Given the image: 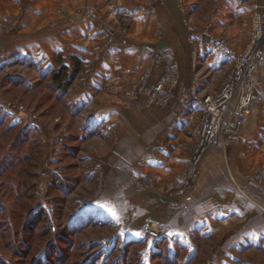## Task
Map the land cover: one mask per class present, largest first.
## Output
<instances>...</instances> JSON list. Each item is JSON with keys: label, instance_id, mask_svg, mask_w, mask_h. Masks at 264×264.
Segmentation results:
<instances>
[{"label": "crops", "instance_id": "obj_1", "mask_svg": "<svg viewBox=\"0 0 264 264\" xmlns=\"http://www.w3.org/2000/svg\"><path fill=\"white\" fill-rule=\"evenodd\" d=\"M263 1L218 0L209 17L213 32L228 38L233 48L245 49L251 18L264 15ZM145 2L140 8L129 7L128 43L121 45L122 37L117 36L108 57L101 58L91 45L94 38L105 35L111 16L104 9L98 11L93 0H0V23L9 17L14 22L7 30L0 27V66L31 63L44 72L52 68L59 49L80 57L81 69L67 95L72 109L85 108L94 121L93 129L85 125L79 130L83 180L72 195L96 196L84 211L117 216L116 201L124 200L128 223L164 224L169 237L187 245L189 253L200 248L199 264H264V189L254 185L264 183V105L250 108L236 140L206 151L197 178L183 193L167 188L186 164L192 145L184 137L192 125L184 112L195 92L175 87L166 104L148 101L139 91L125 93L133 70L147 64L140 47L148 45L155 52L167 47L179 66L189 48L197 56L192 64L195 77L202 68L217 66L226 55L216 46L201 45L198 33L187 47L179 13L173 15L178 8L173 10L164 0ZM57 4L65 5V12H54ZM188 8L196 23L208 19L195 14L199 7L193 1ZM69 18L75 23L68 25ZM52 24L59 25L60 31ZM87 34L92 38L84 41ZM57 38L59 47H53ZM203 38L208 40L205 34ZM149 67L148 83L153 86L161 66ZM262 67L252 73L256 91H264ZM231 69L232 64L225 77ZM165 139L172 141L164 147ZM136 229L131 238L140 237V226Z\"/></svg>", "mask_w": 264, "mask_h": 264}, {"label": "rangeland", "instance_id": "obj_2", "mask_svg": "<svg viewBox=\"0 0 264 264\" xmlns=\"http://www.w3.org/2000/svg\"><path fill=\"white\" fill-rule=\"evenodd\" d=\"M145 1L146 0H93L94 7L97 8L98 11L99 9H104V13L111 16V20H107L108 22L104 26L105 35L99 38L100 40L94 38L95 43L93 42L91 45L96 57H108L110 48L113 49L114 44L117 43V36L122 37L118 39L121 45L125 46L128 43L126 35L131 26V20L129 22V19L132 18V12L129 10V7L134 6L135 8L137 6L140 8L142 4L146 3ZM164 1L171 6L173 10L175 7L178 8L173 15L179 13L181 25L183 27V41L187 47L189 43L194 44L195 41L192 35L196 33L201 36L200 42L203 46L204 44L210 47L216 46L215 42H211L208 38L206 41L203 38L205 31L214 38L223 37L215 34L210 24V14H212V10L217 5L218 0ZM189 1H193L198 5L199 8L195 14L198 17L206 16L208 18L206 21L202 20L196 23L190 17L188 8ZM147 2L148 4H152L154 0H147ZM65 9H67L65 5L57 4L53 11L65 12ZM73 22L74 19L69 18L67 24H73ZM13 25L14 22L11 17L6 19L4 23H0V27H3L4 30L11 28ZM52 26L59 30V25L52 24ZM62 26L65 27L64 25ZM236 27L239 29V25ZM250 28L252 29V23ZM216 30L219 31V28L217 27L215 31ZM84 33L86 32H83V34ZM86 38L91 39L92 37L90 34H87L83 40L86 41ZM223 38L226 40L227 45L237 53L244 51V48H233L229 39ZM59 40L60 39L57 38V43L53 44V47L55 45L59 47ZM150 42L151 41L145 43L149 44ZM196 45H198V41ZM162 46L165 45L163 44ZM140 49L141 52L146 55V67L144 66L141 69L137 70L136 68L133 70V79L125 89V93L130 92V94L135 95V92L139 91L144 98L154 103H168V101L171 100V94L175 87L184 89V91L194 90L195 93L191 97V103L193 102V97L201 98L207 94L214 95L218 91L216 90L218 85V88H220L232 64L231 59L226 56L217 66L202 68L200 72H198L197 77H195L194 72H196V68L194 69L192 64L196 63L197 56L192 52L190 54L189 48L180 66L178 61L174 59L172 51L167 47L160 49L158 52L153 51L148 45H142ZM163 53H169V55H162ZM69 55L76 54L68 50L61 51V49H59L54 56L51 69L57 68L61 57L66 58ZM110 56L113 57L112 59H115L114 54ZM152 64L161 66L155 83L159 80L163 81V90L157 98L149 94V89L152 87L150 86L151 84L148 83L150 77L149 66ZM172 64L176 67V76L168 77V68ZM49 70L44 71V77H41L42 72H39L38 68L31 63L22 64L13 61L9 64L0 66V117L3 120L5 119L4 123H6V125H15L13 129V131L16 132L15 135L19 132L31 130L35 132V134L37 133L41 136L43 144L42 157L36 167L33 195L20 194L23 190L20 179L24 178V170L21 169L19 164L10 165V167L8 166L0 171V181H5L4 184L0 183V264H82L81 262L90 257L93 258L91 264H111L119 259H124L121 261L122 264H136L138 262H145L146 264H165V254H162L160 258H156V254H151L156 239L151 241L142 233L143 226L146 224H157L159 227L163 226L166 230L167 227L162 223L152 220H144L141 225L128 223L124 215L128 209H122L124 200L116 201V206L119 207V211H116L117 216L110 215L107 217L95 216L93 213L84 211L86 207H90L94 204V197H96L94 195H72V193L76 191L74 189L68 200L63 202V210L61 211V208H59L60 212L55 211V209H57L55 201L57 199L56 197H59V195H45L47 182L51 178L52 172L58 170L60 166L58 156L61 150V143L65 139L64 137L71 132L67 126L70 117L69 114L73 111L76 112V115L73 116V124L77 127L78 133L80 128L85 127L86 117L90 114L83 107L80 110L71 108L67 95L68 91L64 95L63 100L58 102L54 100V94L56 92L53 88L54 85H50L49 83ZM262 70L264 72V65ZM260 86L264 89V83H261ZM258 92L264 93V91ZM263 103L264 101H260L253 105H264ZM51 107H55V109L52 110ZM189 107L190 105L185 107L184 114H186L187 118L192 123L193 118L189 116ZM93 125L94 121L90 123L89 127L91 128ZM1 129H4L3 126L0 127V130ZM189 131L190 133L187 132L184 137H186L187 141H189L188 139L190 138L192 141L191 146H193L195 138L192 125L191 129L189 127ZM12 132L3 138L0 137L2 143H12V139L15 137V135H12ZM171 138L172 137L169 136V139ZM175 138L176 135L173 136V140H175ZM169 139H165L163 142L164 147L172 141ZM29 142L30 140L24 144L25 151L28 150ZM93 143L98 144L100 142L93 141ZM191 146L187 155L186 164L182 166L180 172L167 183V188L174 189L177 193H183L190 186L191 182L197 178V171L206 151L212 146H221V143L207 148L196 164L194 172L190 167ZM80 171L82 172L81 177L83 178V169ZM21 173L23 176H21ZM155 176L158 177L159 175ZM82 178L80 182L83 180ZM256 182L254 183L255 186L259 188L263 187L262 189H264V183L260 181L259 183ZM7 183H10V185H6ZM120 198H123V196ZM40 209L43 210L42 215H44L45 210L47 215L43 217L41 215L40 219L35 220ZM32 210H34V213H31ZM28 219H33L35 222L27 224ZM90 223L97 224L90 225ZM66 224L75 226L82 225L81 227L83 228L79 230V233L67 234V241L59 242L60 238L58 235ZM138 226H140L141 231L140 237L138 239L131 238L129 235L136 234L135 230H137L136 228ZM167 234L164 235L167 240L160 241V247H162L164 253H166L168 246L171 248L170 251L176 250V247L172 246L175 244L174 242H176L174 241L175 239L172 238V235L169 237V234ZM134 241H138L139 243L127 249V245ZM90 243L92 244L91 246ZM177 244L179 246L184 245L179 242ZM51 245L53 247L49 248ZM186 246L187 245H184L185 249L179 247L180 249L176 250L181 262L189 255L187 254L189 252ZM59 247H61V250L58 249ZM191 253H193V257L188 264H199L201 260L200 248H198L197 251L192 250Z\"/></svg>", "mask_w": 264, "mask_h": 264}, {"label": "built area", "instance_id": "obj_3", "mask_svg": "<svg viewBox=\"0 0 264 264\" xmlns=\"http://www.w3.org/2000/svg\"><path fill=\"white\" fill-rule=\"evenodd\" d=\"M251 23L249 41L244 51L240 53L230 48L223 37L214 38L204 32L205 37L215 42L216 46L231 59L232 69L214 95L193 97V102L188 103L189 116L193 118L192 131L195 138L190 157V167L193 172L207 148L219 143L223 144L228 139H236L239 126L250 108L253 104L264 101V93L255 90L252 79L253 71L264 65V15H254ZM171 76H176V67L173 64L168 68V77ZM149 90L150 96L157 98L163 90V81L159 80ZM91 122L93 119L88 115L86 128ZM143 234L153 241L166 235L167 230L157 224H146L143 226Z\"/></svg>", "mask_w": 264, "mask_h": 264}, {"label": "trees", "instance_id": "obj_4", "mask_svg": "<svg viewBox=\"0 0 264 264\" xmlns=\"http://www.w3.org/2000/svg\"><path fill=\"white\" fill-rule=\"evenodd\" d=\"M81 69V59L77 55H69L66 58L61 57L60 63L57 66V68H53L48 71V74L50 75V85H54V91L56 92L54 94V100L55 101H61L63 100L64 95L68 91L69 87L73 83V81L76 79V76L78 72ZM41 77H44V73H41ZM52 110L55 109V107H51ZM67 123L68 128L70 129V134L65 136L64 140L61 143V150L59 152L58 156V162H60L59 169L52 172L51 180L47 183V188L45 191V195H59V197H56L55 205L57 209L55 211H59V208H61V211L63 210V202L67 201L71 193L76 189L78 186L82 172L80 171L82 169V159L79 155L80 152V139H79V133L77 127L73 124V116L76 115V112H71ZM5 119L3 120L0 117V127L3 126L4 129L0 130V137L3 138L4 136H7L10 134L13 129L15 128V125H6ZM12 135H15V131L12 132ZM28 130L24 132H19L15 135L12 139V143H2L0 140V171L3 170L6 167L13 166V164H19L21 166V169H23V175L24 178L20 179V184L23 187L21 195H33L34 194V185H35V178H36V167L39 164V160L42 157L43 152V144L41 141V136L37 133ZM35 136V137H34ZM32 138V139H30ZM30 140L28 150H24V144ZM21 173V176H23ZM9 182V181H8ZM0 183H5L4 180L0 181ZM10 185V183H7L6 185ZM7 187V186H5ZM18 194V195H20ZM34 213V210L31 211V213ZM46 212V210H45ZM44 215H42L43 210L40 209L37 213V217L35 220L40 219V216H46L47 212ZM33 219H28L27 224L30 222H35ZM94 225L97 223H90V225ZM82 225H71L66 224L64 228L61 230V233H59V242L67 241V234L70 233H79V230L83 227ZM49 230V228H48ZM161 240H167L165 236H161L156 239V242L154 243V246L152 247L151 254H156V258L162 257V254H165V264H188L190 260L193 257V253H187L189 254L188 257L184 261H180L179 255L176 252L177 249H185L184 245H178L177 241L175 243L176 250L170 251V247L168 246V249L166 253H164L162 247H160V241ZM138 241L130 242L127 245V249H130L134 244H138ZM92 244L90 243V246ZM53 247L52 245L49 247ZM180 247V248H179ZM58 249L61 250V247ZM93 258H86L85 261L81 262L82 264H91V260ZM124 260V259H123ZM122 259H119L118 261H114L111 264H122ZM136 264H146L145 262H138Z\"/></svg>", "mask_w": 264, "mask_h": 264}]
</instances>
